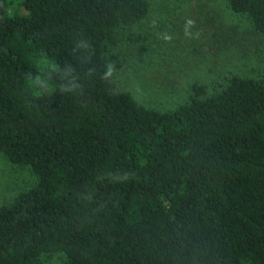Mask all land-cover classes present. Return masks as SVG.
Returning <instances> with one entry per match:
<instances>
[{"label":"trees","instance_id":"1","mask_svg":"<svg viewBox=\"0 0 264 264\" xmlns=\"http://www.w3.org/2000/svg\"><path fill=\"white\" fill-rule=\"evenodd\" d=\"M225 1L264 36V0ZM150 8L0 0V156L35 177L0 205V264H264V77L143 105L106 49Z\"/></svg>","mask_w":264,"mask_h":264},{"label":"rangeland","instance_id":"2","mask_svg":"<svg viewBox=\"0 0 264 264\" xmlns=\"http://www.w3.org/2000/svg\"><path fill=\"white\" fill-rule=\"evenodd\" d=\"M150 3L146 19L121 28L117 43L106 49L118 55L113 69L121 85L143 105L171 109L186 99L193 83L216 87L227 74L264 77V36L244 16L231 13L225 0ZM34 182L27 167L0 156V205ZM62 258L45 255L41 261L55 264Z\"/></svg>","mask_w":264,"mask_h":264},{"label":"clouds","instance_id":"3","mask_svg":"<svg viewBox=\"0 0 264 264\" xmlns=\"http://www.w3.org/2000/svg\"><path fill=\"white\" fill-rule=\"evenodd\" d=\"M189 23H192L191 21H189Z\"/></svg>","mask_w":264,"mask_h":264}]
</instances>
